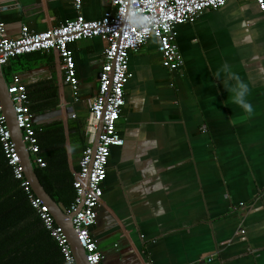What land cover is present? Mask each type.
<instances>
[{"label": "crops", "instance_id": "obj_1", "mask_svg": "<svg viewBox=\"0 0 264 264\" xmlns=\"http://www.w3.org/2000/svg\"><path fill=\"white\" fill-rule=\"evenodd\" d=\"M74 1L0 0V16L17 37L24 25L40 32L75 18ZM81 6L86 20L107 9ZM176 33L180 69L161 66L154 38L130 56L124 144L111 149L92 234L105 264H264V19L252 0H229ZM103 47L71 46L77 100L55 53L11 60L8 83L17 74L26 88H55L58 106L47 112L60 113L47 121L84 124ZM224 63L248 83L251 115L214 77Z\"/></svg>", "mask_w": 264, "mask_h": 264}, {"label": "built area", "instance_id": "obj_2", "mask_svg": "<svg viewBox=\"0 0 264 264\" xmlns=\"http://www.w3.org/2000/svg\"><path fill=\"white\" fill-rule=\"evenodd\" d=\"M107 9L101 18L86 20L81 13V0L74 1L76 16L60 25L36 32L22 26L17 37H10L0 16V65L5 67L16 57L29 53H55L63 82L78 99V79L71 46L82 40L98 38L104 43L101 54L97 92L93 96L84 122L88 146L73 173L75 199L67 213H74L72 225L77 241L85 252L88 264H105L92 234L103 196V184L112 148L122 147L124 140L117 130L123 107L125 87L132 78L130 56L136 54L151 38L157 41L161 66L174 72L183 65L176 44V28L194 23L205 10H217L229 0H102ZM264 19V0H252ZM14 106L15 121L35 166L44 167L38 156L37 128L33 122L26 86L14 74L7 86ZM71 118H75L72 114ZM102 127L94 153L92 144L99 123ZM0 143L20 181L31 207L50 237L57 243L66 264H77L62 229L57 226L42 201L34 195L26 180L11 134L7 128L0 102ZM81 204L80 208L78 206ZM241 233H244L241 230Z\"/></svg>", "mask_w": 264, "mask_h": 264}, {"label": "trees", "instance_id": "obj_3", "mask_svg": "<svg viewBox=\"0 0 264 264\" xmlns=\"http://www.w3.org/2000/svg\"><path fill=\"white\" fill-rule=\"evenodd\" d=\"M39 54L29 53L15 59H31ZM27 93L34 116L58 106L55 88L51 86L27 87ZM36 128L38 156L45 166H36L35 174L47 194L68 210L76 195L73 173L78 169L82 151L88 146L84 124L75 120L68 124L54 121ZM0 264H66L57 243L31 207L20 181L14 178L1 143Z\"/></svg>", "mask_w": 264, "mask_h": 264}, {"label": "water", "instance_id": "obj_4", "mask_svg": "<svg viewBox=\"0 0 264 264\" xmlns=\"http://www.w3.org/2000/svg\"><path fill=\"white\" fill-rule=\"evenodd\" d=\"M6 76L7 75L5 74L3 67L0 65V102L3 109V115L5 117L7 128L11 134V140L15 144V148L19 156L20 164L23 168L24 176L28 181L34 195L42 201L43 205L46 206L48 212L51 214L52 218L54 219L55 224L62 229L63 234L65 235L68 241L72 255L74 256L76 263L88 264L86 261L85 252L83 251V249L81 248V246L77 241L75 231L72 225V218L74 216V213H67V210L61 203H56L44 190V188L42 187L41 183L39 182L35 174L36 166L34 165L32 156L28 152L26 144L23 141L22 131L18 128L15 121V114L13 109L14 106L10 96L7 93L8 80ZM98 78H99V73L97 74V79ZM59 113H60L59 110H55L52 112H46L42 115L34 116L33 122L34 124H37L38 122L41 121H45L46 123L48 122L47 120L49 118H52L53 115ZM101 127H102V122L99 123L97 133L94 137V141L92 144L93 153L96 148L98 135L100 133ZM80 206L81 204L78 206V209L80 208Z\"/></svg>", "mask_w": 264, "mask_h": 264}, {"label": "clouds", "instance_id": "obj_5", "mask_svg": "<svg viewBox=\"0 0 264 264\" xmlns=\"http://www.w3.org/2000/svg\"><path fill=\"white\" fill-rule=\"evenodd\" d=\"M214 77L217 80H222L223 86L231 94L230 98L234 104L249 115L253 113V106L247 100L250 91L249 85L239 74L235 73L227 63H224L214 73Z\"/></svg>", "mask_w": 264, "mask_h": 264}, {"label": "rangeland", "instance_id": "obj_6", "mask_svg": "<svg viewBox=\"0 0 264 264\" xmlns=\"http://www.w3.org/2000/svg\"><path fill=\"white\" fill-rule=\"evenodd\" d=\"M12 60H13V59H12ZM3 69H4V71H5V74H6V72H7V71L5 70V67H3ZM6 75H7V74H6Z\"/></svg>", "mask_w": 264, "mask_h": 264}]
</instances>
